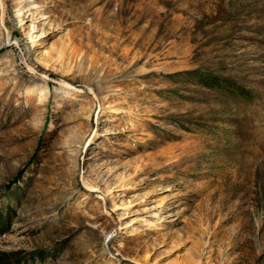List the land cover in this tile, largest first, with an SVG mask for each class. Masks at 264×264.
I'll list each match as a JSON object with an SVG mask.
<instances>
[{
	"label": "rangeland",
	"instance_id": "obj_1",
	"mask_svg": "<svg viewBox=\"0 0 264 264\" xmlns=\"http://www.w3.org/2000/svg\"><path fill=\"white\" fill-rule=\"evenodd\" d=\"M0 250L264 264V0H0Z\"/></svg>",
	"mask_w": 264,
	"mask_h": 264
},
{
	"label": "trees",
	"instance_id": "obj_2",
	"mask_svg": "<svg viewBox=\"0 0 264 264\" xmlns=\"http://www.w3.org/2000/svg\"><path fill=\"white\" fill-rule=\"evenodd\" d=\"M205 83L209 88L227 89L231 95L243 96L249 100L254 98V92L252 90L244 89L236 84H229L225 81L218 80L215 77H209L205 79ZM0 264H23V254L18 250H0Z\"/></svg>",
	"mask_w": 264,
	"mask_h": 264
}]
</instances>
